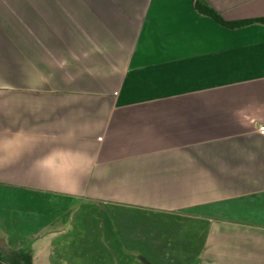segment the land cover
<instances>
[{"label": "crops", "instance_id": "crops-1", "mask_svg": "<svg viewBox=\"0 0 264 264\" xmlns=\"http://www.w3.org/2000/svg\"><path fill=\"white\" fill-rule=\"evenodd\" d=\"M96 1L0 0V234L45 264H264V24Z\"/></svg>", "mask_w": 264, "mask_h": 264}, {"label": "trees", "instance_id": "trees-1", "mask_svg": "<svg viewBox=\"0 0 264 264\" xmlns=\"http://www.w3.org/2000/svg\"><path fill=\"white\" fill-rule=\"evenodd\" d=\"M195 8L201 15L207 16L217 22L219 25L229 28L238 29L251 24H264L263 18L244 19L237 21H227L215 9L209 6L204 0H196ZM0 264H35L33 252L30 248L12 249L9 252L0 249Z\"/></svg>", "mask_w": 264, "mask_h": 264}, {"label": "rangeland", "instance_id": "rangeland-1", "mask_svg": "<svg viewBox=\"0 0 264 264\" xmlns=\"http://www.w3.org/2000/svg\"><path fill=\"white\" fill-rule=\"evenodd\" d=\"M137 1V2H136ZM139 1L140 0H97L95 3L96 4H104V3H116V2H119V3H122V4H125V3H130V4H135V3H139ZM104 8H106V10H105V16H106V19H107V22H110V20H112V16H113V14H115V12H113L112 11V8H110V7H108L107 5L106 6H104ZM92 14H94V15H96L97 13H92L91 12V15ZM116 14H117V12H116ZM96 16H98V14L96 15ZM102 19H100L99 20V22H102L101 21ZM107 29H108V27H107ZM90 30H91V33H90V35H91V37H93V35H98V34H100L98 31H99V29H98V31L96 32L95 31V33L93 34V32H94V28L93 27H91L90 28ZM109 30V29H108ZM113 29H110V31H112ZM123 30H124V28H123ZM0 231H1V229H0ZM12 239V240H11ZM16 239H13V237H7V236H5L4 235V233L3 234H0V249L2 250V251H7V252H9L10 250H12V249H17V247L16 246H14V245H11V243L12 244H16L17 242L15 241ZM35 241V238L34 237H29V238H27L24 242H23V244H22V248H30L31 250H32V248H36V247H33V242ZM10 242V243H9ZM19 242V241H18ZM32 252H33V256H34V262H35V264H45V263H47V262H44V260H45V258L47 257L46 255H42V253L40 252V251H33L32 250ZM47 254V253H46Z\"/></svg>", "mask_w": 264, "mask_h": 264}, {"label": "built area", "instance_id": "built-area-1", "mask_svg": "<svg viewBox=\"0 0 264 264\" xmlns=\"http://www.w3.org/2000/svg\"><path fill=\"white\" fill-rule=\"evenodd\" d=\"M261 130H263V131H264V127H262V128H261Z\"/></svg>", "mask_w": 264, "mask_h": 264}]
</instances>
